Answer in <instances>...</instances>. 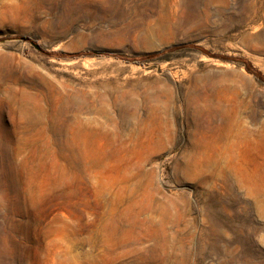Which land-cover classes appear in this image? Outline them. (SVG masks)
I'll return each mask as SVG.
<instances>
[{
	"label": "rangeland",
	"instance_id": "1",
	"mask_svg": "<svg viewBox=\"0 0 264 264\" xmlns=\"http://www.w3.org/2000/svg\"><path fill=\"white\" fill-rule=\"evenodd\" d=\"M142 258L264 264V0H0V264Z\"/></svg>",
	"mask_w": 264,
	"mask_h": 264
},
{
	"label": "bare ground",
	"instance_id": "2",
	"mask_svg": "<svg viewBox=\"0 0 264 264\" xmlns=\"http://www.w3.org/2000/svg\"><path fill=\"white\" fill-rule=\"evenodd\" d=\"M77 123L78 124H82V120L77 117ZM116 131V130H115ZM132 134V133H131ZM248 131L245 130V137L243 140H240V141H237V143H235V145L239 144V143H244L246 141H248ZM133 137V136H132ZM242 139V138H241ZM125 140V139H124ZM123 140V143H127V141H124ZM133 140V139H132ZM88 141H89V134L87 133H83L81 131H77L76 134H75V142L77 143V145L79 146L77 151H73V158H77L76 155L78 154H81L82 156L84 155H87L86 154V149L84 146H82V144H88ZM154 143L157 142L156 138H153L152 140ZM161 141V144L164 143V138L162 137V139L160 140ZM156 144V143H155ZM129 154V153H128ZM86 158H88L86 156ZM125 160L127 159L126 156L124 157ZM87 162H89L87 159H86ZM93 165V164H92ZM127 168L131 166V163H130V160L127 159ZM132 169V168H131ZM131 172V171H130ZM126 184L122 187L124 192L127 193V196L125 197L124 199V208L121 210V216H123L124 214H127L129 213V211H131L132 209V206H133V197L130 196V194H128L129 192H131L133 190V184L130 182V179H126ZM136 201V200H135ZM142 216V215H141ZM153 229V228H152ZM115 231V238L113 237V243L115 245H123V244H127V243H130V244H137L139 241V239L136 237L135 235V232L136 230L133 229V228H130L128 230H114ZM150 232L147 236H146V239L147 240H152V236H153V233L152 231H148ZM108 236V235H107ZM106 236V237H107ZM91 239H93L95 236L93 234H90L89 236ZM139 251V248H132V249H127L125 250L124 252H122L120 254V257L122 256H127L128 254L130 253H133V252H138ZM108 253V252H107ZM154 257V256H153ZM147 258V257H146ZM133 264H150L146 259L142 258L141 261H134ZM157 264V263H156Z\"/></svg>",
	"mask_w": 264,
	"mask_h": 264
}]
</instances>
